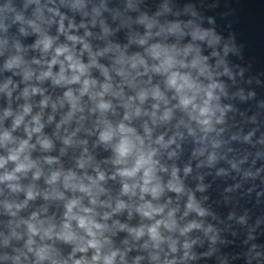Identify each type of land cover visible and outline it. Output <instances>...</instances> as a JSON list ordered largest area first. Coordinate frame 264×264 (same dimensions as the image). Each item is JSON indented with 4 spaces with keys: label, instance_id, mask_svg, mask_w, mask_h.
I'll return each instance as SVG.
<instances>
[{
    "label": "water",
    "instance_id": "1",
    "mask_svg": "<svg viewBox=\"0 0 264 264\" xmlns=\"http://www.w3.org/2000/svg\"><path fill=\"white\" fill-rule=\"evenodd\" d=\"M45 36L53 40L47 53L38 46ZM61 46L87 66L80 82L55 84L61 63L51 65L52 77L40 78ZM17 57L18 64L6 67ZM59 60L69 79L79 74L68 68L65 56ZM173 73L188 78L191 87L183 94L194 96L196 107L181 104L182 93L169 85ZM85 79L95 84L82 94ZM157 90L160 98L153 95ZM69 91L75 109L65 95ZM205 101L210 112L201 116ZM102 102L110 108L102 111ZM25 107L31 111L25 113ZM21 115L23 122L14 127ZM36 116L43 128L29 138ZM121 123L134 129L130 135L138 151L117 164ZM109 126L117 134L102 141ZM4 131L13 139L0 143V157L28 140L21 160L28 156L35 167L0 182V264H52L38 260L42 247L61 264H73L80 240L65 242L58 233L70 223L77 237H91L78 221L68 220L72 200L80 202L75 214L91 215L105 226L102 234L96 230L97 238L105 254L118 250L124 256L117 264H264V0H0V135ZM41 138L52 146L44 149ZM139 151L155 152L153 185L163 189L158 197L141 191L143 170L135 177L119 174L134 166ZM16 166L9 161L0 176ZM57 172L59 179L49 183ZM99 173L105 179L97 187L89 177L98 179ZM69 174L74 178L66 187ZM80 183L91 194L73 187ZM126 183L135 185L127 194ZM170 183L182 191L170 189ZM29 190L34 199L28 200ZM121 201L125 207L117 211ZM149 203L162 211L144 216L138 209ZM158 221L157 247L148 229ZM30 223L38 234L30 232ZM49 228L51 237L44 234ZM141 228L144 235L137 237L132 230ZM94 252L77 251L74 258L90 260Z\"/></svg>",
    "mask_w": 264,
    "mask_h": 264
},
{
    "label": "clouds",
    "instance_id": "2",
    "mask_svg": "<svg viewBox=\"0 0 264 264\" xmlns=\"http://www.w3.org/2000/svg\"><path fill=\"white\" fill-rule=\"evenodd\" d=\"M17 20L22 19L21 16L16 17ZM61 30H63V25H61ZM70 40H77L78 38L75 36H69L68 37ZM42 45L43 46V51L47 53L53 46V40L51 37L45 36L44 39L40 40L38 42V46ZM87 47V45H85ZM60 56H65L66 60L69 62L68 63V68H70L73 73H79V74H73L71 78L69 79L66 75V68L64 67V62L59 60ZM19 63V57L10 60L6 67L12 68L14 65ZM57 63H61V70L58 76L54 77V83L55 84H61V83H66V84H71V83H76L80 82L81 76H83L86 71H87V66L82 64L78 59L74 58V55L71 53L70 49L67 46H61L57 47L55 49V56L51 60L49 70L46 72H43L41 74V79L47 78V77H52L53 73L51 71V65H55ZM95 63V61H93ZM167 63H171V61H167ZM135 66V65H134ZM159 70V69H157ZM95 84V81H90L88 79H85L83 81V90L82 94L84 92H87L90 88L91 85ZM169 85L171 87L176 88L177 92L182 93L181 95V104L184 107H188L189 105H193V107H196L193 104V101L195 99L194 96H187L184 95L183 93L185 92L186 87H191L188 83V78L187 77H181L179 76L178 73H173L172 76L169 79ZM5 88L8 87L7 84L4 86ZM110 86L105 85V91L108 90ZM212 87H216V85H213ZM33 91H38L37 89H33ZM69 100L73 101V108L75 109L76 104H75V97H73V94L71 91L67 92L65 94ZM99 95H103V93H100ZM154 96L157 98H160L161 94L159 90L155 91L153 93ZM146 94L141 93L140 94V99L143 101L145 99ZM208 97L209 100L212 98V92H208ZM42 103L46 104L47 101H43ZM99 108L102 111H106L110 108V104L108 103H100ZM31 109L30 107H25L24 112L28 113L30 112ZM199 112L201 116H207L210 112V107H209V101H205V106L199 108ZM5 115H10V113L6 112ZM71 113H69V118L71 117ZM137 115H139V109H137ZM169 114L166 112L165 116L163 119H167ZM128 117L126 116L125 119ZM23 115L17 117L15 120L14 127H18L22 122H23ZM34 121L36 123V127L32 128L29 130V138H31V135L33 132L35 133H40L43 125L40 123V117L36 116L34 117ZM204 124H208L209 120L205 119L202 121ZM119 133L121 134V139L119 143L115 146V152L117 154V159L115 163L117 164H122L127 161V159L132 156L134 153H136L138 150L136 148L135 142L131 139L130 134H134V129L126 127L123 123L119 125L118 129ZM117 134V130L113 129L111 126L101 133L100 139L102 141L108 142L113 139V137ZM12 135L9 131H4L2 135H0V143L7 144L8 142L12 141ZM163 140V137H160V141ZM44 149H49L51 145V141L46 139V138H41L38 141ZM65 143H70V140H66ZM29 147V142L28 140H24L20 143L18 148H14L11 150L10 154L4 158L0 157V168H4L5 165L9 161L17 162L16 168L11 171V172H6L4 175L0 176V182H5V181H14L17 180V173L21 172H26L30 170L31 168L35 167V162L31 161L28 156H24L23 160H21V155L26 151V149ZM155 155V152H149V153H144L143 151H139L137 158L135 160V164L133 167H124L119 170V174L124 177H135L141 170H143V187L141 189L142 192H150L152 196L158 197L161 192L163 191L161 185L157 182L156 184L153 185V181L156 180L155 176V161L153 160V156ZM49 163H51V160H49ZM83 166V165H81ZM40 171L38 170L35 173V178H39L40 176ZM175 176V172L173 173ZM60 177V173H53L50 180L48 181L49 183H54L56 182ZM74 178V174H69L68 177H66V187L68 186L67 181L71 180ZM90 180H92V185L98 187V181H102L105 179L103 173H99L98 179H92L89 177ZM149 185H152L149 187ZM9 187L12 189V191H17L19 186L17 184H9ZM73 187H78L80 191L82 192H87L91 194V187L86 186L83 183H80L78 185H73ZM135 187V185L130 186L129 184H124L123 186V192L125 194L129 193L132 191V189ZM169 188L172 190H175L176 192L182 191V188L176 184L170 183ZM100 191H103V189H100ZM35 193L32 190H29L27 192V198L28 200L34 199L35 198ZM27 202V201H26ZM25 202V203H26ZM92 203L95 204L96 201L95 199L92 200ZM80 202L78 200H72L70 203L67 204V213L66 216L68 217V220H76L78 221V225L81 229H84L89 237L91 239L84 240L83 237H77L76 233L71 230V224L70 223H65L63 226V231L58 233V237L65 242H75L78 239L80 240V244L78 247L74 250L72 256L70 257L73 260V264H117V257H120L121 260L124 259V256L118 251V250H112L105 254L103 252V243L100 239H98V232L96 230H102L105 227L104 225H101L97 223L91 215H79L74 213V209L78 207ZM7 209L11 210L13 205L12 204H7L6 205ZM16 208H20L21 205H15ZM125 204L121 201L117 205V211L120 209L124 208ZM189 208H193L194 205L192 203H189L188 205ZM144 216L146 217H151L154 213L161 212L162 209L154 208L150 203L142 206L140 209H138ZM82 211L84 213H92L91 208H83ZM14 214V213H13ZM201 215H203V212H200ZM171 216L172 213H169ZM160 221L157 222L156 225L148 229L149 234L151 235V238L154 241H157V247L159 246V242L162 240V237L160 236V233L158 232V228L160 225ZM173 225L169 224L168 227H172ZM30 232L35 235L39 233V229L36 228L35 225L29 224L28 225ZM189 227H195V225H190ZM188 229H185L187 231ZM137 237L143 236L144 235V229L141 228L139 230H132ZM46 236L51 237L52 235V229L49 228L45 231L44 233ZM33 244V240L29 239L28 245H29V251H33V249L30 247ZM187 247V245H185ZM89 249H94L95 252L91 256V259L89 260L86 256L82 257L80 259H75V252H82V253H87ZM173 251H175V248H173ZM36 256L38 257L39 261H44V260H51L52 264H61L60 261L55 259L53 255L51 254L50 250L46 247L40 248L38 251H36ZM17 260H19V257H16ZM62 264H68V260H64Z\"/></svg>",
    "mask_w": 264,
    "mask_h": 264
}]
</instances>
